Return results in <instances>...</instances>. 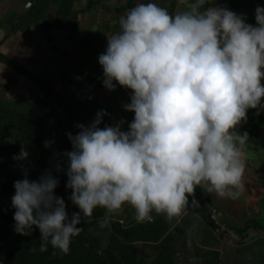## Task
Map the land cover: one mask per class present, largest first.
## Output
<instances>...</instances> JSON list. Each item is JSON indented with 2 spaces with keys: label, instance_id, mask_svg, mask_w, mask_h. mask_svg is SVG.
<instances>
[{
  "label": "clouds",
  "instance_id": "9594fccd",
  "mask_svg": "<svg viewBox=\"0 0 264 264\" xmlns=\"http://www.w3.org/2000/svg\"><path fill=\"white\" fill-rule=\"evenodd\" d=\"M207 4L190 0L172 14L147 0L121 16L99 63L108 90H131L123 107L134 119L127 130L123 119L101 127L107 111L99 110L91 124L67 133L73 147L65 153L66 186L80 211L69 217L51 171L38 180L25 171L14 182L15 231L38 227L41 251L51 243L68 253L83 231L78 225L97 207L105 209L99 226L108 228L125 205L147 222L154 212L178 218L190 196L199 205L197 186L233 199L244 191L249 133L239 127L249 109H264V6L253 25L244 14ZM28 156L22 146L13 159Z\"/></svg>",
  "mask_w": 264,
  "mask_h": 264
},
{
  "label": "crops",
  "instance_id": "0c3cea01",
  "mask_svg": "<svg viewBox=\"0 0 264 264\" xmlns=\"http://www.w3.org/2000/svg\"><path fill=\"white\" fill-rule=\"evenodd\" d=\"M126 1L0 0V141L7 145L16 143L10 137L13 130L9 121L20 123L18 129L37 126L39 118L28 115L33 105L49 93L61 97L69 107L67 111L54 104L55 117L45 127L57 134L62 133L60 127L72 122L75 135L79 131L77 125L91 124L99 110L107 111L101 127L123 119V127L128 129L134 113L123 105L130 102L131 90L119 85L115 91L108 90L99 63L108 38L120 31V18L130 9L117 12ZM104 29L111 33L104 34ZM6 110L12 113L5 114ZM45 141L49 142L48 147ZM52 145L50 139H45L41 146L26 147L28 158L50 151ZM58 151V159H65L66 148L60 146ZM197 200L199 205L189 200V207L178 218L161 214L174 238L179 237L177 227L182 225L185 229L176 246L177 264H203V251L217 252L219 264H264V230L258 223L245 231L230 226L241 239L235 241L220 235L208 220L212 207L221 222H227L224 211L201 196ZM250 202L244 206L253 215L248 221L260 218L264 225V210L258 209V203L255 215ZM121 214L124 224L135 219V209L130 205H125Z\"/></svg>",
  "mask_w": 264,
  "mask_h": 264
},
{
  "label": "trees",
  "instance_id": "16d2710c",
  "mask_svg": "<svg viewBox=\"0 0 264 264\" xmlns=\"http://www.w3.org/2000/svg\"><path fill=\"white\" fill-rule=\"evenodd\" d=\"M137 1L127 0L123 7L117 9V12L128 10ZM216 3L218 6L230 8L237 14H244L246 21L255 25L256 8L258 5H264V0L208 1L205 7ZM159 4L166 7L172 14L175 13L177 7L180 11L188 7L184 3H178L177 0H170L168 3L160 0ZM106 31L110 32L109 29H104L103 33L106 34ZM45 92L48 94V91ZM55 103L69 110L61 97L49 93L44 100L33 105L28 115V117L34 115L39 118L37 126L18 129L20 123L16 125L15 121H9L13 130L10 137L16 140V143L7 145L0 141V260L2 264H177L176 246L185 229L182 225L177 227L179 237L174 238L162 215L155 212L153 213L154 219L151 221L138 222L135 218L133 221L121 224L119 223V220H122L120 211L113 214L110 227L101 228L97 221L105 214V209L97 207L93 217L84 218V221L78 225L83 228V231L72 237L68 253H62L51 243H48L45 251H41L42 237L36 226H33V230L27 235L15 231V208L12 207V196L15 194L14 182L23 179L25 171L30 180H38L46 171H51L53 176L59 179L55 194L64 198L69 217L71 218L73 212L80 211L70 199L72 190L66 186L67 160L66 158L58 159L60 146L66 148L67 152L72 150L73 146L67 133L71 132L74 135V124L69 122L60 127L62 130L60 134L45 127L55 117ZM8 112L12 113L6 110L5 114ZM247 121L248 127L242 131H247L249 136L257 140L261 128L264 127V115L256 109L248 110ZM45 139H50L53 143L50 151L43 152L35 159L27 158L23 161L13 159L15 154L20 153L22 146L27 148L41 146ZM58 165L61 166L60 170H57ZM200 196L210 203L209 195L202 187L197 186L194 197L197 200ZM189 200H193V197L190 196ZM257 205L256 201L250 202V208L254 213L259 209L258 207L256 210ZM208 220L210 225L217 229L210 218ZM256 220L255 217L250 219L243 231L255 227L258 223ZM218 257L217 252L203 251V264H219Z\"/></svg>",
  "mask_w": 264,
  "mask_h": 264
},
{
  "label": "rangeland",
  "instance_id": "374dc122",
  "mask_svg": "<svg viewBox=\"0 0 264 264\" xmlns=\"http://www.w3.org/2000/svg\"><path fill=\"white\" fill-rule=\"evenodd\" d=\"M170 0H165L168 3ZM209 2L225 1L229 0H208ZM147 2V0H146ZM158 3L159 0H156ZM178 3H184L189 6L190 0H177ZM264 6V5H262ZM180 8L177 7L175 13L179 12ZM174 13V14H175ZM256 21V16H255ZM257 23V21H256ZM264 82V81H262ZM253 111L254 109H249ZM257 110V109H256ZM260 114L264 115V109L257 110ZM248 127V121L242 122L239 127L241 134L245 128ZM247 153L246 157V169L243 177L244 191L241 195L235 199L228 197H220L215 192H209L203 188L206 194L209 195L210 203L217 204L220 210H223L225 216H227V222L225 225L236 229H242L248 224V219L253 216L248 210V207H244L247 202L252 199L257 200L261 207L259 209L264 210V127L259 132V138L256 140L254 137L249 136L247 146L245 149ZM263 201V202H262ZM247 208V209H246ZM257 215V212H255ZM256 218V217H255ZM260 229L264 230L263 222L260 218H256Z\"/></svg>",
  "mask_w": 264,
  "mask_h": 264
},
{
  "label": "built area",
  "instance_id": "2783aa9c",
  "mask_svg": "<svg viewBox=\"0 0 264 264\" xmlns=\"http://www.w3.org/2000/svg\"><path fill=\"white\" fill-rule=\"evenodd\" d=\"M209 218L212 221V223L215 224L220 235H228L231 239L235 241L241 240L239 235L234 230L229 229L224 223L221 222L219 218V214L212 207H209ZM119 223L124 224V221L119 220ZM0 264H2L1 260H0Z\"/></svg>",
  "mask_w": 264,
  "mask_h": 264
}]
</instances>
